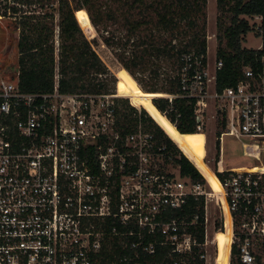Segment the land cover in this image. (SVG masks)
<instances>
[{
  "label": "built area",
  "instance_id": "obj_1",
  "mask_svg": "<svg viewBox=\"0 0 264 264\" xmlns=\"http://www.w3.org/2000/svg\"><path fill=\"white\" fill-rule=\"evenodd\" d=\"M57 52L56 46L51 92L21 91L18 74L0 81V264H207L209 243L215 264L218 230L209 238L204 223L199 239L190 227L196 217L190 223L167 219L188 199H205L203 185L180 177L179 169L175 177L153 168L149 152L163 147H153L152 136L139 126L121 135L116 94L60 93ZM201 59L182 55L181 97L195 100L196 130L203 133L205 120H212L221 129L215 136L219 153L229 136L259 162L254 172L216 161L217 173L230 172L220 182L232 217L228 264H264L261 81L245 68L235 86L216 91L222 63L215 59L210 69L206 60L201 68ZM163 97L171 103L177 96ZM108 219L122 232L96 227Z\"/></svg>",
  "mask_w": 264,
  "mask_h": 264
},
{
  "label": "trees",
  "instance_id": "obj_2",
  "mask_svg": "<svg viewBox=\"0 0 264 264\" xmlns=\"http://www.w3.org/2000/svg\"><path fill=\"white\" fill-rule=\"evenodd\" d=\"M20 3L38 4L40 9H48L37 15L24 13L20 18L16 69L21 91H52L56 66L54 12H57L59 92L110 94L116 83L110 70L125 69L140 89L150 95V99H146V106L140 110L138 118L127 117L121 112L119 120L118 111L114 108L118 131L124 136L136 130L138 122L145 123V132L153 135L154 147H163L160 153L165 161L170 159L178 167L179 176L192 183L206 184L201 159L203 153L194 151L198 132L193 115L195 100L181 97L184 94L181 76L184 54L202 57L201 68L205 66L207 0H71L73 9L69 0H21ZM4 9L11 11V15L18 13L14 7ZM216 9L219 14L216 20V59L222 63L216 73V91L235 86L243 79L245 68L252 71L257 81H262L264 0H216ZM256 17L260 18L256 36L261 38V46L259 49L242 47L245 35L255 28L248 19ZM165 63L168 67L166 73ZM193 67L188 70L189 75ZM156 93L177 97L169 103L165 97L152 98ZM128 99H124V107L129 114L137 113L138 97ZM162 114L168 119L167 128L163 131L159 123L162 117L158 118ZM220 132L219 127L217 135ZM91 157L94 158L92 150ZM92 172L96 173L94 166ZM229 173L214 174L223 184ZM194 217L196 219L190 227L202 239L205 223L203 196L199 200L188 199L181 210L171 212L167 219L178 218L190 223ZM113 226L122 232V227L115 220L96 224L97 228L105 231ZM235 253L233 247L232 254Z\"/></svg>",
  "mask_w": 264,
  "mask_h": 264
},
{
  "label": "rangeland",
  "instance_id": "obj_3",
  "mask_svg": "<svg viewBox=\"0 0 264 264\" xmlns=\"http://www.w3.org/2000/svg\"><path fill=\"white\" fill-rule=\"evenodd\" d=\"M30 1V0H28ZM21 0H0V16L5 15L3 17H0V81H11L13 77L17 75V69H16V62L18 57L16 42L20 36V18L23 17L22 15L25 13H36V15L39 12H45V10H48L47 8L43 7V9H40L38 4H31V5H23L20 3ZM71 7L72 3L71 0H69ZM55 6H57L55 4ZM7 7H14L18 10L17 14L11 15V11H6ZM73 9V7H72ZM16 11V10H15ZM74 11V10H73ZM75 14V13H74ZM218 12L216 9V0H207L206 5V16H207V23H206V45H207V52H206V60L209 64L210 69H212L214 65V61L216 59V51H217V26H216V20L218 16ZM16 17V18H15ZM76 17V16H75ZM16 19V20H15ZM77 19V18H76ZM249 23L251 25H255V28L253 31L249 32L245 35V40L242 43V47L245 48H252V49H259L261 45V38L259 36H256L257 34V26L260 24V19L258 17L253 19H248ZM58 14L57 12H54V43L55 47L58 44L56 41H58ZM79 24V23H78ZM82 29V28H81ZM83 31V30H82ZM93 34L97 37V33L93 31ZM85 34V33H84ZM86 36V34H85ZM207 36L210 37V39H207ZM87 38V36H86ZM90 42V41H89ZM91 44V42H90ZM92 45V44H91ZM108 55L111 56L110 51H108ZM105 64V63H104ZM109 69V68H108ZM167 65L165 63V73L167 72ZM112 74L115 76L116 83L115 88L110 89V93L112 95L116 94L117 97L114 99V108H116V111H118V114L123 112V114L127 115V117L131 118H138L140 117V110L146 106V99H150V95H147V92H144L140 89V86L138 83L131 77V75L122 68H119L118 71L110 70ZM164 72V71H162ZM112 87V85H110ZM261 87L264 91V69H263V77L261 81ZM208 89L210 90L209 93H212L213 89V83H210L208 85ZM142 97V101L140 100V104L145 103V106L142 108H136L138 110L137 113H130L128 109L124 107V99L137 96ZM154 97H163L165 96L163 93H156L152 94ZM114 97V96H113ZM125 97V98H124ZM130 105V104H129ZM211 110V108H210ZM121 114L118 115V119H121ZM162 117V118H160ZM159 123L162 125L161 128L165 129L167 128V122L168 120L164 115L162 114L159 116ZM163 119V120H162ZM141 122V121H140ZM139 123V129L144 133L146 131V124L145 123ZM205 127L204 132H196L195 136V143L196 147H194V151H202V162H204V175L206 176L207 181H212V177L214 175L213 172H216V161L221 160L222 164L225 168H233V171H237L240 168H244L242 166H252V165H258L259 162H257L253 157H248L242 154L241 145L235 141L232 137L224 136L222 139V145H220V148L222 151L219 153V149H217V144L215 140L216 131L217 128L214 125V122L210 119L205 120ZM159 127V126H158ZM152 136L151 133H148ZM153 147H154V141H153ZM177 147V145H176ZM178 148V147H177ZM193 153V151H191ZM152 167H156V169L167 172L170 174H173L175 177H177L178 173V167L172 163L170 159L168 161H165L164 155L161 153H157L154 150L151 149L149 152ZM239 166V167H236ZM203 191L210 193V189L207 185V183L203 186ZM220 206V202L218 204ZM214 201L213 198H207L205 196L204 199V207H205V228L208 231L209 238L212 237L213 233L216 230H220L223 228V220H222V214L220 212L219 206ZM224 216L226 212L223 210ZM243 217H240L242 219ZM239 230V229H238ZM208 260L209 263L207 264H213V254H214V246L209 243L208 246Z\"/></svg>",
  "mask_w": 264,
  "mask_h": 264
},
{
  "label": "bare ground",
  "instance_id": "obj_4",
  "mask_svg": "<svg viewBox=\"0 0 264 264\" xmlns=\"http://www.w3.org/2000/svg\"><path fill=\"white\" fill-rule=\"evenodd\" d=\"M115 96L117 97V95ZM140 100L142 101V97H138V103H137L138 108H142L145 106L144 102L143 104H140ZM163 119H165V117ZM165 120H168V119H165ZM245 170H250V171L255 172L258 170V168L253 167V166L244 167V168L238 169L237 171H245ZM204 179L210 189V193L207 192V198L214 197V201L217 203V205L220 202V206L219 205L218 206H219L220 212L222 214V219H223L222 231L218 230L215 232V235H214V243L217 248V256L215 259V264H228L229 250H230V245H231V235H232V217H231L229 207L227 205V202L224 196L223 187L221 183L219 182L218 178L216 177V175L215 174L213 175L212 181H207L205 175H204ZM223 210L226 212L225 216L223 215L224 214Z\"/></svg>",
  "mask_w": 264,
  "mask_h": 264
},
{
  "label": "crops",
  "instance_id": "obj_5",
  "mask_svg": "<svg viewBox=\"0 0 264 264\" xmlns=\"http://www.w3.org/2000/svg\"><path fill=\"white\" fill-rule=\"evenodd\" d=\"M260 19V18H259ZM1 22V21H0ZM261 46V45H260Z\"/></svg>",
  "mask_w": 264,
  "mask_h": 264
}]
</instances>
